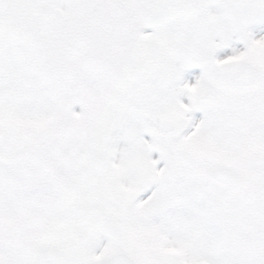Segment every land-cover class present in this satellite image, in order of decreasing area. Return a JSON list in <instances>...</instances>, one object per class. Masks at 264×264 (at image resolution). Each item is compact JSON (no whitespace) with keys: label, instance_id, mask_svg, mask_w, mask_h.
<instances>
[{"label":"snow or ice","instance_id":"snow-or-ice-1","mask_svg":"<svg viewBox=\"0 0 264 264\" xmlns=\"http://www.w3.org/2000/svg\"><path fill=\"white\" fill-rule=\"evenodd\" d=\"M0 264H264V0H0Z\"/></svg>","mask_w":264,"mask_h":264}]
</instances>
